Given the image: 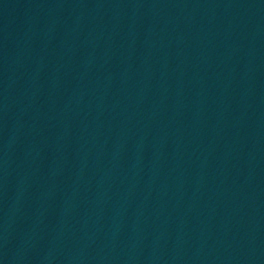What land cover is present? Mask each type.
Listing matches in <instances>:
<instances>
[{
	"label": "water",
	"instance_id": "water-1",
	"mask_svg": "<svg viewBox=\"0 0 264 264\" xmlns=\"http://www.w3.org/2000/svg\"><path fill=\"white\" fill-rule=\"evenodd\" d=\"M0 264H264V0H0Z\"/></svg>",
	"mask_w": 264,
	"mask_h": 264
}]
</instances>
